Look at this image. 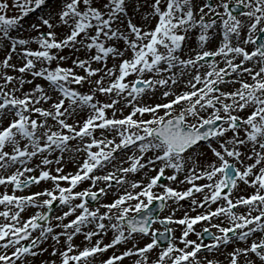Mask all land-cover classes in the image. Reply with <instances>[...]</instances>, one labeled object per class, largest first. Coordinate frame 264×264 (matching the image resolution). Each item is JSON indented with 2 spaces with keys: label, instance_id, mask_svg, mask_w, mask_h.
<instances>
[{
  "label": "snow or ice",
  "instance_id": "6c2138e0",
  "mask_svg": "<svg viewBox=\"0 0 264 264\" xmlns=\"http://www.w3.org/2000/svg\"><path fill=\"white\" fill-rule=\"evenodd\" d=\"M126 261L264 264V0H0V264Z\"/></svg>",
  "mask_w": 264,
  "mask_h": 264
},
{
  "label": "rangeland",
  "instance_id": "374dc122",
  "mask_svg": "<svg viewBox=\"0 0 264 264\" xmlns=\"http://www.w3.org/2000/svg\"><path fill=\"white\" fill-rule=\"evenodd\" d=\"M26 19H27V18H26ZM26 87H27V86H26ZM101 99H102V98H101ZM103 99H105V98H103ZM103 99H102V100H103ZM52 167H55V166L53 165ZM65 171H74V166L71 165V164L67 165V166L65 167ZM161 183H172V182H169V181H167V180L164 179V182H161ZM47 186H48L47 183L42 182L41 185H39V186H34V188H33L32 190H36V189L43 188V187H47ZM173 186H174V187H178V188H180V189H183L184 187H186V185H176V184H173ZM80 187H81V188H83V187H87V182H85L84 184H82ZM77 190H79V189H77ZM180 203H181L182 205H184V207L181 208L180 211H178V212L176 213L177 217L181 216V215L183 214L184 211H187V210H188V201H187V200H185V201H181ZM93 206H94V205H93ZM57 207H59V206L57 205ZM173 207H174V205H173ZM30 211H35V210H30ZM56 214H59V212H57ZM164 214H167V210L165 211ZM190 214H193V213H190ZM71 218H72V217H69V219H71ZM54 222H55V221H54ZM174 227H175V226H174ZM57 230H58V229H57ZM176 234L179 235V228L176 229ZM110 236H111V233H109V237H110ZM191 238H192V239H196V237H195L194 235L191 236ZM105 240H106V242H107L108 238H105ZM82 241H83V239H81V237H78V238L75 239V243H76V244H81ZM145 241H146V239H145ZM145 241H140V243L143 244ZM206 242H210V241H206ZM45 247H46V248H49V249H50L49 252H51V248L49 247V243L46 244ZM109 254H110V253H109ZM44 258H46V259H56L55 257H49L47 253H45ZM125 264H131V262H130V261H126Z\"/></svg>",
  "mask_w": 264,
  "mask_h": 264
},
{
  "label": "bare ground",
  "instance_id": "6f19581e",
  "mask_svg": "<svg viewBox=\"0 0 264 264\" xmlns=\"http://www.w3.org/2000/svg\"><path fill=\"white\" fill-rule=\"evenodd\" d=\"M100 98L103 99L104 97H100ZM57 231H59V229H58ZM106 238H107V237H106ZM48 242H50V245L54 244V242L51 241V240H49ZM42 246H44V244H43ZM219 259H220V260H223V257H219Z\"/></svg>",
  "mask_w": 264,
  "mask_h": 264
}]
</instances>
